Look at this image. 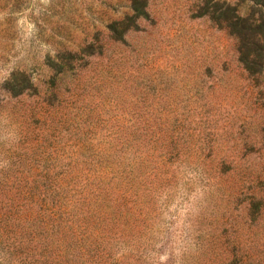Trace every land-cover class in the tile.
<instances>
[{
	"label": "rangeland",
	"instance_id": "1",
	"mask_svg": "<svg viewBox=\"0 0 264 264\" xmlns=\"http://www.w3.org/2000/svg\"><path fill=\"white\" fill-rule=\"evenodd\" d=\"M228 4L0 0V264H264V69Z\"/></svg>",
	"mask_w": 264,
	"mask_h": 264
},
{
	"label": "trees",
	"instance_id": "2",
	"mask_svg": "<svg viewBox=\"0 0 264 264\" xmlns=\"http://www.w3.org/2000/svg\"><path fill=\"white\" fill-rule=\"evenodd\" d=\"M250 3V11L226 5L221 22L235 40L238 61L249 74H254L264 69V0Z\"/></svg>",
	"mask_w": 264,
	"mask_h": 264
}]
</instances>
